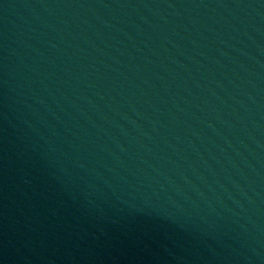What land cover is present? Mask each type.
I'll use <instances>...</instances> for the list:
<instances>
[{"label": "water", "instance_id": "95a60500", "mask_svg": "<svg viewBox=\"0 0 264 264\" xmlns=\"http://www.w3.org/2000/svg\"><path fill=\"white\" fill-rule=\"evenodd\" d=\"M0 264H264V0H0Z\"/></svg>", "mask_w": 264, "mask_h": 264}]
</instances>
